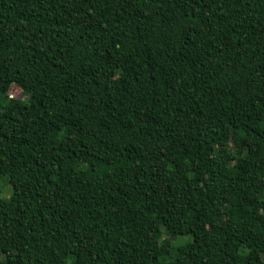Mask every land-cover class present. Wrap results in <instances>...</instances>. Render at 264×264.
I'll return each instance as SVG.
<instances>
[{
    "label": "trees",
    "instance_id": "trees-1",
    "mask_svg": "<svg viewBox=\"0 0 264 264\" xmlns=\"http://www.w3.org/2000/svg\"><path fill=\"white\" fill-rule=\"evenodd\" d=\"M2 176L0 264H264V0H0Z\"/></svg>",
    "mask_w": 264,
    "mask_h": 264
},
{
    "label": "rangeland",
    "instance_id": "rangeland-1",
    "mask_svg": "<svg viewBox=\"0 0 264 264\" xmlns=\"http://www.w3.org/2000/svg\"><path fill=\"white\" fill-rule=\"evenodd\" d=\"M7 93H8V96L17 98L19 100H26L27 97H29L28 94L24 93L16 85H11ZM10 193H11V188L7 182L6 176L0 177V198H5ZM162 237L168 238L171 244L174 246L187 243L188 241L191 240V235L189 234H180V235H175L171 237L163 233Z\"/></svg>",
    "mask_w": 264,
    "mask_h": 264
}]
</instances>
